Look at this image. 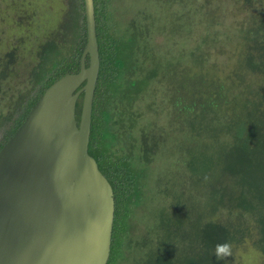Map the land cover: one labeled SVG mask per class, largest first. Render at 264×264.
Listing matches in <instances>:
<instances>
[{"label":"rangeland","instance_id":"1","mask_svg":"<svg viewBox=\"0 0 264 264\" xmlns=\"http://www.w3.org/2000/svg\"><path fill=\"white\" fill-rule=\"evenodd\" d=\"M62 1L0 0V57L16 49L20 71L10 78V84L16 89L26 85L25 74L34 63L37 44L55 24L58 26L65 5L62 6ZM241 2L264 10V0ZM109 12L115 31L139 25L138 29H147L143 44L138 46L141 54L138 62L141 56H148L149 65L143 67L140 75L147 79L150 75L147 68L152 67L155 78L160 81L158 90L150 86V91L140 93L137 102L144 111L135 123V134L142 129L144 135H155L147 142L157 149L155 159L146 164L148 170L151 169L152 189L125 221L128 236L136 242L134 245L140 241L147 253L155 251V260L164 254L172 259V264L206 259L208 253L199 226L204 222L251 223L248 212H243V218L238 219L240 209L230 207L226 200L242 192V186L251 190L245 185V176L239 178L240 172L245 175L248 171L247 177L250 171V178L256 172L262 175L258 166L264 154V129H257L256 123H261L262 118L254 112L253 106L243 110L235 99L227 106L218 103L217 111L209 110L190 85L193 66L186 53L194 43H201V48L209 52L207 68L217 71L215 77L231 84L233 74L230 73L237 59L231 54L235 52L239 30L244 27H241L242 21H250V12L241 3L237 5L236 0H110ZM214 30L220 38L226 34L229 43L204 47L205 41H211ZM181 53L187 60L174 61ZM214 63L216 65H212ZM237 69L240 74L243 72L240 65ZM239 82L234 79L232 83ZM260 84L264 85V75L244 77L242 87L263 94L258 87ZM242 123H246L243 128ZM226 130L228 136L223 140L220 135ZM144 141L141 137L139 142ZM244 192L249 199V192L246 189ZM180 203L191 214L184 224L178 223L173 215L174 205ZM182 234L187 237L181 238ZM258 238L255 230L247 231L237 244H231L233 255L225 263L259 264ZM139 245L131 247L136 250L125 262L123 249H127L128 244L122 240L119 245L122 252L115 255L113 264L155 262L137 249Z\"/></svg>","mask_w":264,"mask_h":264},{"label":"trees","instance_id":"2","mask_svg":"<svg viewBox=\"0 0 264 264\" xmlns=\"http://www.w3.org/2000/svg\"><path fill=\"white\" fill-rule=\"evenodd\" d=\"M109 1L94 0L100 67L92 103L88 143V153L96 160L100 171L113 190L115 211L107 264H113L115 255L122 252V246L121 249L119 248L122 240L128 244L127 249H123L125 262L136 250L131 247L138 244L140 245L137 249L141 253L155 260V251L147 253V249L143 248L140 241L134 245L135 241L128 236L129 230L125 228V221L133 215L137 207L135 205H138L145 193H149L152 189L151 169L148 170L146 164L155 159L154 152L157 147L148 145L147 139H154L155 135L148 133L144 135L142 129L135 134L134 126L139 122V118H142L144 111L143 107L137 104L140 93L150 91V86L158 90L160 81L159 78H155L156 74L152 67L147 68L150 73L147 79L140 75L143 67L149 65L148 56H141L142 60L138 62V55H141L138 46L143 44L147 29L145 31L142 28L138 29L139 25L129 30L122 28L121 32L115 31L117 29L110 21ZM236 3L248 8L250 21L246 23L242 21L241 27H244L239 30L241 33L234 45L235 52L231 54L237 58L230 73L233 74L230 78L231 84H226L225 79L220 80L215 77L217 71L210 70L206 66L209 52L201 48L203 47L201 43H194L186 53L193 66L190 72V85L194 88L193 92L201 96L205 106L211 111L220 109L218 103L227 106L229 101H233L232 99H235L243 110L253 106L254 112L262 118L261 123H256L257 129L261 131L264 129V93L249 91L246 87H242V84L244 77L254 78L264 75V10L255 9L247 4L242 5L241 0H236ZM63 5L62 18L58 26L55 24L53 30L49 31L34 49V63L25 74L24 88L16 89L10 84V78L20 71L16 49H11L0 57V147L20 126L37 99L53 81L66 73L79 70L80 57L86 43L84 1L63 0ZM132 24L136 25L135 22ZM212 35L209 36L211 41H205L207 46L204 47L221 42L229 43L226 34L220 38L214 30ZM136 38L142 40L134 41ZM144 43L147 44L146 39ZM183 54L177 55L174 61L179 62L182 58L187 60ZM87 64L88 59H86ZM238 65L243 70L241 74L237 69ZM233 78L240 82L237 85L233 84ZM258 87L264 91L263 84ZM233 94L234 97H229ZM81 103L82 94L76 105L77 122H79ZM241 126L243 128L246 123H242ZM227 136L228 130L220 135L223 140H226ZM141 137L145 140L143 143L139 142ZM258 168L264 176V154L260 158ZM247 172L245 175L240 172L239 178L245 176V185L251 190L242 186V192L226 201L231 204L230 207L240 209L238 219L243 218V212H248L251 223L245 222L239 225L237 221H231V224L204 222L205 224L199 228L208 257L189 259L190 264H226L227 261H217L213 255L215 245L225 242L235 245L249 230H255L259 234L257 241V251L261 257L259 264H264V177L256 172L250 178V171L249 176L246 177ZM240 186L241 184L238 185ZM244 189L249 192V199L246 198ZM173 215L178 223L184 224L189 221L191 214H188L185 206L180 203L174 205ZM205 226L207 227L203 230ZM181 236V238L187 237L183 234ZM171 262L172 259L164 254L162 257H157L152 264H172Z\"/></svg>","mask_w":264,"mask_h":264},{"label":"water","instance_id":"3","mask_svg":"<svg viewBox=\"0 0 264 264\" xmlns=\"http://www.w3.org/2000/svg\"><path fill=\"white\" fill-rule=\"evenodd\" d=\"M83 1L79 70L53 81L0 147V264H107L110 256L113 190L88 153L100 67L94 0Z\"/></svg>","mask_w":264,"mask_h":264},{"label":"clouds","instance_id":"4","mask_svg":"<svg viewBox=\"0 0 264 264\" xmlns=\"http://www.w3.org/2000/svg\"><path fill=\"white\" fill-rule=\"evenodd\" d=\"M213 255L217 261H226L229 257H232V245L228 242L216 244Z\"/></svg>","mask_w":264,"mask_h":264}]
</instances>
